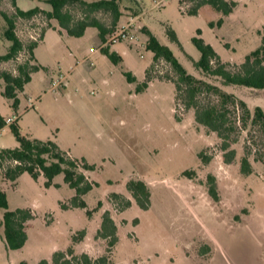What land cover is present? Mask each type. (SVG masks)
I'll list each match as a JSON object with an SVG mask.
<instances>
[{
    "label": "rangeland",
    "instance_id": "1",
    "mask_svg": "<svg viewBox=\"0 0 264 264\" xmlns=\"http://www.w3.org/2000/svg\"><path fill=\"white\" fill-rule=\"evenodd\" d=\"M235 1L238 7L219 27L221 14L210 6L190 15L195 4L187 0H119L122 17L117 32L134 21L133 36L112 47L123 57L119 64L101 53L105 45L95 28L77 38L44 12L17 19L16 32L25 50L16 60L0 63V73L16 74L18 65L30 57L26 47L35 41L31 36L40 40L45 32L32 62L42 69L32 74L19 94L17 110L3 95L5 83L0 80V114H18L24 136L53 141L69 157L94 165L93 171L81 170L96 186L84 196L87 209L64 210L61 203H68L75 191L64 182L63 174L48 188L43 175L35 180L24 173L12 183L0 169V188L10 210L30 209L34 215L27 243L19 250L8 249L0 227V264L51 261L53 253L65 251L81 230L86 235L75 245L76 253L99 258L108 247V240L97 237L106 211L118 226L112 264H264V163L255 158L257 154L264 158L262 130L239 129L232 145L236 158L226 163L221 139L196 122L195 109L187 110L178 101L173 83L177 76L166 61H154L144 32L150 30L167 45L190 74L235 94L251 111L256 107L264 110V90L225 86L193 63L201 57L193 43L198 30L232 71L261 45L264 0ZM18 6L51 9L48 0H18ZM67 9L75 20L89 14L80 3ZM0 11L12 15L15 8L10 0H3ZM91 16L107 26L113 21L106 11ZM5 26L0 16V54L10 45L4 37ZM168 26L176 31L183 48L169 39ZM125 72L137 81L129 82ZM148 73L149 86L138 93L136 87ZM61 75L65 77L61 87L51 89L52 81ZM211 100V96L200 97L202 104ZM18 146L9 125L0 130V150ZM246 154L253 169L249 175L241 171ZM186 171L191 175L185 176ZM210 176L215 178L218 200L210 195ZM130 180L148 184V210L137 205L127 188ZM88 209L92 210L90 216ZM4 212L0 207V223Z\"/></svg>",
    "mask_w": 264,
    "mask_h": 264
},
{
    "label": "trees",
    "instance_id": "2",
    "mask_svg": "<svg viewBox=\"0 0 264 264\" xmlns=\"http://www.w3.org/2000/svg\"><path fill=\"white\" fill-rule=\"evenodd\" d=\"M3 0H0V6ZM15 8L14 14L0 11V16L4 19L6 26L4 37L10 42L6 52L0 54V63L16 60L19 54L25 50V45L17 35V19H31L40 12H44L48 19L56 20L61 29L65 30L71 37H82L88 28L98 30V36L102 44L100 51L108 57L114 64L123 61V57L112 50L113 43H108L118 29V24L122 17L119 0H99L86 2L83 0H48L51 9L43 11L36 6L29 10L21 9L18 0H10ZM194 3V7L188 11L190 15H197L203 6H210L221 14L217 25L224 24V17L232 14L239 3L235 0H187ZM184 2V0H183ZM73 3H80L89 13L85 18L75 20L68 11V7ZM106 11L113 17L112 24L107 26L91 14ZM215 23H210L214 27ZM148 40L147 50L154 55V61H166L175 72L177 78L173 81L177 91V99L182 102L186 109H195V120L200 125L214 132L221 139L223 159L226 163H231L236 158V150L232 148L236 138L234 135L239 129H247L249 126L258 127L264 135V110L256 107L254 111L248 107L245 101L239 99L235 94L228 93L221 87L207 82L203 79L190 74L187 69L179 62L173 51L162 44L158 38L148 29H145ZM166 33L172 42L177 43L181 48L176 31L168 26ZM198 36L193 38V43L199 50L201 57L198 61H193L194 66L201 70L205 75L219 78L225 86H240L256 90H264V30L261 32V45L250 52L238 70L232 71L225 62H222L215 49L201 38L202 31L198 30ZM45 32L39 41L31 42L26 48L29 59L23 64L18 65L17 73L3 71L0 73V80L5 83L3 95L12 101V107L17 110L20 105L19 94L24 91L25 86L31 82L32 74L41 70L40 65L32 64L35 58V49L39 42L44 39ZM150 72V70H149ZM129 82H136L137 79L130 72H125ZM150 82V74L147 79L136 87L138 93L145 91ZM207 95L213 100L202 104L200 97ZM5 117L0 114V130L5 128ZM19 146L16 148H3L0 150V169L3 177L12 183L17 182L21 175L28 173L33 179L38 180L41 175L46 179L45 186H54V179L63 174L64 182L75 191V195L68 203H61V208L68 209H87L88 205L84 196L94 189L95 183L88 180L85 173L81 170H94V165H90L86 160H77L69 157L68 153L62 151L53 141H40L24 136L21 132L18 121L10 125ZM202 157V155H200ZM257 161L264 163L261 155L255 157ZM7 163V166L5 164ZM250 157L246 154L241 160V171L245 175L252 173ZM192 172L186 171L185 176ZM128 190L132 193L136 203L144 210H148L151 205V191L148 184L142 180H130L127 183ZM210 195L218 200V191L215 178L209 177ZM101 205V204H100ZM130 203H128V206ZM0 207L5 210L0 227L4 228V237L8 249L19 250L23 248L28 240V229L32 226L31 220L34 215L30 209L10 210L9 201L6 193L0 188ZM92 210H87L90 216ZM102 224L98 230L97 237L108 240L106 253L96 259L88 254L78 255L75 245L82 241L86 235V230H81L72 236V244L65 251L53 253L51 261L41 260L38 264H112L114 248L117 245L118 226L110 211H106L102 217ZM20 264H30L22 261Z\"/></svg>",
    "mask_w": 264,
    "mask_h": 264
},
{
    "label": "built area",
    "instance_id": "3",
    "mask_svg": "<svg viewBox=\"0 0 264 264\" xmlns=\"http://www.w3.org/2000/svg\"><path fill=\"white\" fill-rule=\"evenodd\" d=\"M133 26H134V21L132 23L127 24V25H123L121 27L120 32L119 33L117 32V34H115L113 37H111L110 40L108 41V43L115 44L120 40L130 39V37L133 36V33H132V27ZM31 37L35 41H39L37 39V37H35L33 35ZM64 81H65V77H64V75H61L58 79L52 81L51 89L56 90V89L60 88ZM31 106H32V104H31ZM17 119H19L18 114H14L12 116L6 117L5 123H6V125L10 126L11 124L15 123L17 121Z\"/></svg>",
    "mask_w": 264,
    "mask_h": 264
},
{
    "label": "crops",
    "instance_id": "4",
    "mask_svg": "<svg viewBox=\"0 0 264 264\" xmlns=\"http://www.w3.org/2000/svg\"><path fill=\"white\" fill-rule=\"evenodd\" d=\"M17 4H18V2H17ZM45 36H46V34H45ZM44 39H45V37H44ZM43 41H44V40H43ZM43 41H42V42H43ZM96 51H97V50H96ZM18 116H19V115H18ZM5 118H6V117H5ZM19 119H20V116H19Z\"/></svg>",
    "mask_w": 264,
    "mask_h": 264
}]
</instances>
